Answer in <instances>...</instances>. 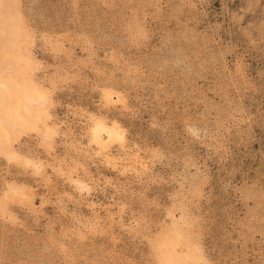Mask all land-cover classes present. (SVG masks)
I'll list each match as a JSON object with an SVG mask.
<instances>
[{
  "label": "rangeland",
  "instance_id": "374dc122",
  "mask_svg": "<svg viewBox=\"0 0 264 264\" xmlns=\"http://www.w3.org/2000/svg\"><path fill=\"white\" fill-rule=\"evenodd\" d=\"M0 264H264V0H0Z\"/></svg>",
  "mask_w": 264,
  "mask_h": 264
}]
</instances>
